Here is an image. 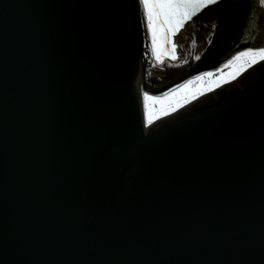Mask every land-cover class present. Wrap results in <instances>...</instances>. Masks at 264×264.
Here are the masks:
<instances>
[{
	"label": "water",
	"instance_id": "95a60500",
	"mask_svg": "<svg viewBox=\"0 0 264 264\" xmlns=\"http://www.w3.org/2000/svg\"><path fill=\"white\" fill-rule=\"evenodd\" d=\"M255 7L198 13L167 63L139 0H0V264H264V60L144 122L264 46Z\"/></svg>",
	"mask_w": 264,
	"mask_h": 264
},
{
	"label": "snow or ice",
	"instance_id": "6c2138e0",
	"mask_svg": "<svg viewBox=\"0 0 264 264\" xmlns=\"http://www.w3.org/2000/svg\"><path fill=\"white\" fill-rule=\"evenodd\" d=\"M143 6L144 14L147 17L148 28L152 33L153 50L156 51L157 41L163 44L171 43L172 38L178 31L198 13L205 9L211 10L215 7H222L227 0H139ZM252 3L258 5L253 11L258 18H264V0H252ZM251 57L246 63H251L256 56L264 59V46H257L255 50L249 49L236 57L240 60L242 57ZM243 67V65H241ZM144 122L150 125L153 122V116L148 112L147 101L145 96ZM174 108L175 105H172ZM152 132L145 135L150 136Z\"/></svg>",
	"mask_w": 264,
	"mask_h": 264
},
{
	"label": "rangeland",
	"instance_id": "374dc122",
	"mask_svg": "<svg viewBox=\"0 0 264 264\" xmlns=\"http://www.w3.org/2000/svg\"><path fill=\"white\" fill-rule=\"evenodd\" d=\"M148 24V21H147ZM149 31V28H148ZM150 42L152 45V51L155 59H164L167 63H173L174 58L171 51V45L163 44L159 40L157 41L156 51L153 50V39L152 33L149 31ZM189 47L186 46V54L188 56ZM240 56V55H239ZM251 57H242L240 60H236V58L226 66L222 71L209 76L210 82L203 83L200 79H195L190 81L188 84L181 87L176 92L164 97V98H153L149 97L147 101L148 112L153 116V120L166 117L172 115L199 99L203 95H206L220 86L232 81L246 70L262 62L264 59H261L259 56H256L251 63H246V61L250 60ZM243 65V67H241ZM145 98V97H144ZM159 101L158 108H154V104ZM145 104V99H144ZM172 105H175L173 108Z\"/></svg>",
	"mask_w": 264,
	"mask_h": 264
},
{
	"label": "built area",
	"instance_id": "2783aa9c",
	"mask_svg": "<svg viewBox=\"0 0 264 264\" xmlns=\"http://www.w3.org/2000/svg\"><path fill=\"white\" fill-rule=\"evenodd\" d=\"M146 19H147V17H146ZM230 63H231V62H230ZM230 63H229V64H230ZM229 64H228V65H229ZM228 65H227V66H228ZM225 67H226V66H225ZM225 67H224V68H225ZM224 68H223V69H224ZM223 69H222V70H223ZM222 70H221V71H222ZM219 72H220V71H219ZM217 73H218V72H217ZM213 74H216V73L205 74V75L200 76V77L197 78V79L202 80L203 83H208V82H210V80H209V76H211V75H213ZM158 100H160V99L158 98ZM158 102H159V101H157V102L153 105L154 108H156V109H157L158 106H159V103H158Z\"/></svg>",
	"mask_w": 264,
	"mask_h": 264
}]
</instances>
